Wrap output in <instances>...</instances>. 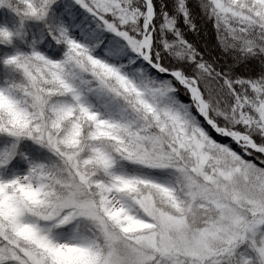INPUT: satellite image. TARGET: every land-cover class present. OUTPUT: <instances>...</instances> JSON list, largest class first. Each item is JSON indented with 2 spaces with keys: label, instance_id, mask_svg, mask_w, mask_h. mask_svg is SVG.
<instances>
[{
  "label": "snow or ice",
  "instance_id": "snow-or-ice-1",
  "mask_svg": "<svg viewBox=\"0 0 264 264\" xmlns=\"http://www.w3.org/2000/svg\"><path fill=\"white\" fill-rule=\"evenodd\" d=\"M0 9V264H264V0Z\"/></svg>",
  "mask_w": 264,
  "mask_h": 264
},
{
  "label": "trees",
  "instance_id": "trees-1",
  "mask_svg": "<svg viewBox=\"0 0 264 264\" xmlns=\"http://www.w3.org/2000/svg\"><path fill=\"white\" fill-rule=\"evenodd\" d=\"M10 18V13L7 9H0V23H3L5 19Z\"/></svg>",
  "mask_w": 264,
  "mask_h": 264
}]
</instances>
